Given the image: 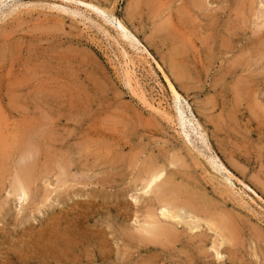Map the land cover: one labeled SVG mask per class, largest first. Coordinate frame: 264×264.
I'll return each mask as SVG.
<instances>
[{"label": "rangeland", "instance_id": "1", "mask_svg": "<svg viewBox=\"0 0 264 264\" xmlns=\"http://www.w3.org/2000/svg\"><path fill=\"white\" fill-rule=\"evenodd\" d=\"M137 1L0 0V264H264V134L236 114L226 72L264 22L251 18L234 55H208L209 25L225 24L220 8L239 0H204L187 24V0H139V11ZM175 50L183 77L168 66ZM256 91L264 115V86ZM48 159L66 169L46 173ZM26 164L37 168L25 197L14 190ZM149 167L164 187L143 189ZM166 186L229 218L237 246ZM171 199L178 218L161 220ZM148 208L177 241L150 243Z\"/></svg>", "mask_w": 264, "mask_h": 264}, {"label": "bare ground", "instance_id": "2", "mask_svg": "<svg viewBox=\"0 0 264 264\" xmlns=\"http://www.w3.org/2000/svg\"><path fill=\"white\" fill-rule=\"evenodd\" d=\"M170 1V0H168ZM204 0H187L186 3L184 1V4L180 10L178 11V19L181 21V23H188L191 20H193V17H195L196 13L198 12H202L203 8H204ZM259 1V0H258ZM135 2V1H134ZM172 2V0H171ZM238 2V1H237ZM143 2H140L139 0L137 1L136 5H134L135 10L139 11V7ZM151 3V2H150ZM149 4V3H148ZM234 5V4H233ZM261 5V4H260ZM147 6V5H146ZM151 6V5H150ZM209 6V5H208ZM229 6V4H228ZM228 6L226 7H221L220 11L222 14H226L227 12L229 13L228 20L225 22V24L220 25L219 20L215 19L212 21L211 25H209V30H211L210 32H212L211 35H209L206 38V44H205V49H206V53L208 55H213L215 52L218 55H225L227 53L234 55L233 53L237 52L236 49L238 48L237 45L242 42V40L244 39V36L246 35L247 30L249 29V24L251 22V18L252 17H257V19L261 20L264 22V13L261 11H256V1L255 0H239V3L237 4V6L235 7V9H231L229 12ZM145 7V6H144ZM170 7V6H169ZM233 7V6H232ZM260 7V6H259ZM150 8V7H149ZM205 9V8H204ZM260 9V8H259ZM263 10V9H262ZM137 12V11H136ZM215 15V14H214ZM213 15V17H214ZM232 15H234V18H232ZM210 16V15H209ZM154 17V16H153ZM211 20V19H210ZM210 22V21H209ZM263 25V24H262ZM223 29V34H221L220 36V43L218 42V39L216 38V33L217 31L219 32V28ZM161 32V31H160ZM253 32V31H252ZM244 34V35H243ZM253 34V33H252ZM246 37V36H245ZM247 41V45H245L242 51L239 50V56H233L235 57L227 66V70L228 74L230 73V75L233 77V79H237L236 82V87H234V93L235 96L233 98L234 101V109L236 111V114L239 112V114H241L242 117H249L248 125L251 126H255L257 130H260L261 132H263L264 134V115L261 113L262 111V106L263 105H259L257 107L254 106V99H255V95L256 93H258L256 91V88L263 85L264 86V74L263 71H260V69L264 66L262 65V61L264 59V32H262L261 30H255L254 31V35L251 38V40H249L248 38ZM159 40V39H158ZM244 41V40H243ZM246 41V40H245ZM245 44V43H243ZM241 48V47H240ZM239 48V49H240ZM176 51V50H175ZM181 51L178 50V52L176 51V56L172 59H170V62L168 64L170 70H172L174 72V74H181V77H183L184 71H185V64L181 61H179L178 59V53H180ZM240 52H242V54H240ZM158 68L161 70V72L165 75V78L167 79L168 83L171 84L170 79L168 78V76L165 73V70L163 68L162 65L157 64ZM261 66V68L259 69V67ZM226 69V68H225ZM261 69V70H263ZM179 74V75H180ZM263 75V76H262ZM181 77H179L181 79ZM183 79V78H182ZM234 82V83H235ZM235 85V84H234ZM259 89V88H258ZM233 91V90H232ZM236 103V104H235ZM232 106V105H231ZM244 109V111H242ZM258 109H260L258 112ZM234 111V112H235ZM233 112V111H232ZM231 112V113H232ZM243 112V113H242ZM232 119L233 116L231 114H229ZM235 117V116H234ZM247 119V118H245ZM225 120H229V119H225ZM181 121V120H180ZM247 122V123H248ZM228 125V123H227ZM221 126V125H220ZM224 126V125H223ZM227 127V126H226ZM223 130V127L221 128ZM227 129V128H225ZM220 131V130H218ZM250 131V130H249ZM253 133V130H251ZM250 131V133H251ZM43 135L45 132H42ZM49 134V133H48ZM46 135V134H45ZM44 135V136H45ZM47 136V135H46ZM37 137V136H36ZM40 138V137H39ZM43 138V137H42ZM49 138V136H48ZM48 138L46 140H48ZM28 139V138H27ZM44 139V138H43ZM38 140V139H37ZM24 144L23 138L21 140ZM42 141V140H41ZM48 141L51 142V140L49 139ZM55 141V140H53ZM34 142V141H33ZM241 142V141H240ZM243 142V141H242ZM245 143V142H244ZM38 144V143H37ZM36 144V145H37ZM243 144V143H242ZM248 144V143H247ZM246 144V145H247ZM21 145V143L19 144ZM35 145V143H34ZM245 145V144H243ZM245 145V146H246ZM45 146V145H44ZM241 146V145H240ZM37 147V146H36ZM39 147V146H38ZM40 148V147H39ZM238 148V147H237ZM236 148V149H237ZM244 148V147H243ZM37 149V148H36ZM48 149V148H47ZM21 150V149H20ZM33 150V147H32ZM42 150V148H41ZM34 151V150H33ZM37 151V150H36ZM40 151V150H39ZM43 151V150H42ZM49 151V150H48ZM238 151V149H237ZM24 152V150H23ZM44 152V151H43ZM24 157H22L24 160H27V156L28 155V160L31 158L32 153L30 152V149L26 152H24ZM37 153V152H36ZM239 153V151H238ZM41 154V153H39ZM51 154V153H50ZM65 154V153H64ZM68 154V153H67ZM36 155V154H35ZM23 156V155H22ZM37 156V155H36ZM40 156V155H39ZM58 156V154H57ZM56 156V158L58 159V157ZM46 157V156H45ZM50 157V156H49ZM240 157V156H239ZM21 158V157H20ZM26 158V159H25ZM38 158V157H37ZM36 158H34L35 160ZM40 158H38L39 160ZM43 159V156H42ZM46 159V158H45ZM66 159V158H65ZM49 164H48V168L46 173H49L51 175V173L53 172L54 168H56L58 170V168H60V171H62V169L64 168V166H61V162L59 160L60 163H58V160H52L50 161V159L46 160ZM21 162V161H20ZM38 163L39 161H35V163ZM65 162V161H64ZM63 162V163H64ZM30 163V162H29ZM45 163V162H44ZM21 165V163H20ZM45 165V164H44ZM66 165V164H65ZM150 165V164H149ZM36 167V165L34 164H26L24 168H22L20 170V175H18V179H19V183L21 186L20 190H14V194H22L23 196L26 197V195L29 192V189L31 187V185L35 182V178L33 176L34 173V167ZM151 166V165H150ZM22 167V166H21ZM58 167V168H57ZM153 167V166H152ZM151 168L146 170V179L143 181V189L145 191H147V189H155V187L158 186H163L165 185L164 181L162 182V178L164 176L163 170L161 171H153V168ZM37 168V167H36ZM42 168V167H41ZM147 168V167H146ZM156 168V167H155ZM46 169V168H45ZM66 169V168H64ZM162 169V168H159ZM164 169V168H163ZM68 170V169H67ZM43 171V169H42ZM64 171V170H63ZM17 172V171H16ZM36 172V171H35ZM58 172V171H57ZM66 172V170H65ZM38 173V171H37ZM45 173V172H44ZM59 175V174H58ZM62 175V172H61ZM44 176V175H43ZM60 176V175H59ZM64 176V175H62ZM143 176V175H142ZM66 177V175H65ZM46 178V177H45ZM60 178V177H59ZM58 178V186H65L66 185V180L60 178ZM40 179V178H39ZM67 179V178H66ZM15 180V179H14ZM106 181V180H105ZM162 182V183H160ZM161 185H160V184ZM169 182L167 181V184ZM56 184V185H57ZM170 184V183H169ZM172 184V183H171ZM102 186H104V182L101 183ZM49 186V185H48ZM177 186V185H175ZM72 187V186H71ZM162 187V188H163ZM172 187V186H171ZM167 186L165 187L166 190L171 188ZM164 188V190H165ZM159 189V188H158ZM181 189V188H180ZM141 190V189H140ZM163 190V191H164ZM170 192L174 193L173 198H177L176 201L180 202L179 205L181 206V209H188L189 211L191 210L192 213H199L200 217L203 216L205 219V222H207V225L209 226V228L213 231V230H217L218 233L221 234V237L224 241L225 244V240H230L232 243V246H237L238 241L236 240V234H235V225L232 223V221L229 218L223 217V216H215V214H210L207 210L208 208H211L210 206L207 207L206 203L203 204L202 202H200V204H198L197 201H195V199H198L192 195L189 194H184V193H180V191L173 187L172 189H169ZM32 192V190H30ZM155 191V190H154ZM192 193V192H191ZM32 194V193H31ZM145 194V193H144ZM158 194V193H157ZM164 194V193H162ZM166 194V192H165ZM168 195V194H167ZM196 195V194H195ZM47 196V195H46ZM162 196V195H161ZM159 197V195H158ZM174 198V199H175ZM157 199V198H156ZM162 198H159V200ZM173 199V200H174ZM31 200V199H30ZM150 200V199H149ZM166 200V199H165ZM169 200V199H168ZM172 200V199H171ZM172 200V201H173ZM180 200V201H179ZM201 200V199H199ZM170 201V200H169ZM149 202V201H148ZM175 202V200H174ZM178 202H175L177 204H168L166 201L164 202V205H162V208L159 209L161 210L159 215H160V219H169V220H177L178 216H176L174 213L170 214V212H168V206L171 207L172 209H176L178 207ZM206 202V201H205ZM150 204V203H149ZM148 205V204H147ZM161 206V205H160ZM158 205V207H160ZM148 207V206H147ZM149 210L146 213V219L150 222L151 224V229L150 230H146V233L150 236L154 238V241L152 242L150 239V243L152 244H157L158 242H161L163 244L164 241L166 242H171V244L175 241H177V233L176 230L173 226L171 225H165L162 224L157 215H156V211L153 210L152 208H148ZM179 209V208H177ZM180 210V209H179ZM177 210V211H179ZM155 211V212H154ZM211 212V210H210ZM212 213V212H211ZM196 214V215H197ZM197 215V216H199ZM219 215V214H218ZM145 216V214H144ZM202 217V218H203ZM162 220V219H161ZM180 220V219H179ZM147 223V222H146ZM148 224V223H147ZM146 224V225H147ZM149 224V225H150ZM148 225V226H149ZM147 227V226H146ZM237 228V227H236ZM66 230V229H65ZM142 230V229H141ZM238 230V229H237ZM216 231V233H217ZM143 232V231H142ZM133 233V232H132ZM67 234V233H66ZM134 234V233H133ZM184 235V234H183ZM143 236V234H142ZM185 237V235H184ZM190 237V236H189ZM188 237V238H189ZM55 238V237H54ZM143 238V237H141ZM55 240V239H53ZM59 240H61L59 237L56 239V242H59ZM67 240V239H66ZM71 240V239H70ZM146 240V239H144ZM153 240V239H152ZM72 241V240H71ZM173 241V242H172ZM75 242V240H74ZM148 242V240H147ZM64 243V242H63ZM146 243V242H145ZM144 243V244H145ZM165 243V242H164ZM221 243V242H220ZM78 244V241H77ZM105 244V243H104ZM142 244V243H141ZM56 246H62L63 248H68L67 250H69L71 248V242L67 241L66 244H62V245H58L55 244ZM102 245V244H101ZM151 245V244H150ZM221 245V244H219ZM74 247V246H73ZM161 247V246H160ZM215 248V247H213ZM54 249V248H53ZM75 249V248H74ZM73 250V249H72ZM152 250V249H151ZM150 251V250H149ZM227 251V250H226ZM50 252V251H49ZM229 252V251H228ZM227 252V253H228ZM231 254V251H230ZM233 254V252H232ZM220 255L219 253H217V256ZM234 255V254H233ZM219 257V256H218Z\"/></svg>", "mask_w": 264, "mask_h": 264}]
</instances>
